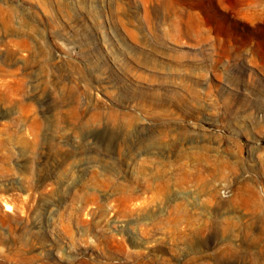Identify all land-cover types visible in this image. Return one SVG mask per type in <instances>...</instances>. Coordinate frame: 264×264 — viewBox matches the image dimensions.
<instances>
[{"label":"rangeland","instance_id":"374dc122","mask_svg":"<svg viewBox=\"0 0 264 264\" xmlns=\"http://www.w3.org/2000/svg\"><path fill=\"white\" fill-rule=\"evenodd\" d=\"M0 264H264V0H0Z\"/></svg>","mask_w":264,"mask_h":264}]
</instances>
